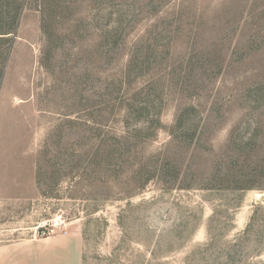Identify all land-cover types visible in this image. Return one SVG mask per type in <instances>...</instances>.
<instances>
[{"label":"rangeland","instance_id":"374dc122","mask_svg":"<svg viewBox=\"0 0 264 264\" xmlns=\"http://www.w3.org/2000/svg\"><path fill=\"white\" fill-rule=\"evenodd\" d=\"M3 254L264 264V0H0Z\"/></svg>","mask_w":264,"mask_h":264},{"label":"crops","instance_id":"0c3cea01","mask_svg":"<svg viewBox=\"0 0 264 264\" xmlns=\"http://www.w3.org/2000/svg\"><path fill=\"white\" fill-rule=\"evenodd\" d=\"M10 250H12L13 252H12V254L13 253H15L16 251H17V254H18V259H20V257L22 256V253L20 252V248L19 247H16V248H10ZM16 250V251H15ZM16 257V256H15ZM14 257V258H15ZM6 261L9 263V264H11L10 262H12L13 263V260L12 259H10V257H8V258H6L5 256H4V254L3 255H0V264H6Z\"/></svg>","mask_w":264,"mask_h":264}]
</instances>
